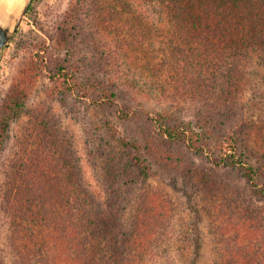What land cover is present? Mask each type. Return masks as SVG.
<instances>
[{"label":"trees","instance_id":"obj_1","mask_svg":"<svg viewBox=\"0 0 264 264\" xmlns=\"http://www.w3.org/2000/svg\"><path fill=\"white\" fill-rule=\"evenodd\" d=\"M146 1L168 26L165 42L158 44L154 26L140 16L131 0H94L89 7L94 10L91 24L96 30L87 27L90 10L80 1L72 4L63 31L72 50L54 59L50 79L65 95L114 109L110 112L121 121L140 118L130 106L117 102L113 84L105 78L109 71L105 47L114 44L121 58H165L160 63L149 61L154 73L160 76L166 70L172 76L174 99L195 102L205 112L199 114L197 124L165 112L155 117L146 114L143 120L149 126L137 140L119 136L108 122V135L127 159L121 165L115 152L102 153L108 171L101 199L85 178L72 140L47 118L33 123L23 144L25 153L5 182L4 210L14 264H163L167 253L159 249L178 213L170 196L141 193L153 175L146 155L176 173L187 187L201 188L205 205L216 208L217 218L212 216L209 222L218 245L215 264H264V225L253 209V199H242L230 178L215 177V171L235 168L250 186L251 196L264 201V157H258L260 166L252 164L257 154L249 150L239 155L238 133H216L219 123L233 117L254 59L264 64V0ZM31 8L32 4L27 13ZM74 42L99 59L102 78L87 77L86 62L76 59ZM27 95L17 86L9 98L11 104L0 116V145L8 139L9 117L19 114V100ZM182 148L204 157L211 169L177 158ZM131 201L139 203L135 223L125 233L121 218ZM243 242L249 246L242 248ZM197 255L195 251L191 264Z\"/></svg>","mask_w":264,"mask_h":264},{"label":"rangeland","instance_id":"obj_2","mask_svg":"<svg viewBox=\"0 0 264 264\" xmlns=\"http://www.w3.org/2000/svg\"><path fill=\"white\" fill-rule=\"evenodd\" d=\"M76 1L82 2L86 11L90 10L87 27L96 30V26L91 24L94 10L89 7L94 0H32L31 11L25 15L17 31L0 52V116L5 115L7 104H11L8 100L16 92L17 86L28 94L19 100V114L9 117L6 129L8 139L4 145H0V264L15 262L8 242L9 220L4 210L5 182L15 162L25 153L23 144L31 135L29 133L33 123L42 122L47 118L60 129L61 135L72 140L85 178L94 194L101 199L106 194L108 171L107 157L102 153H105L106 149L112 154L115 152V158L120 160L121 165L125 164L127 159L118 142L111 140L108 135V122L117 129L119 136L137 140L141 138V132L149 126L143 120L146 114L155 117L157 113L165 112L197 124L199 114L205 112L204 108L195 102L174 99L172 76L166 70H163L160 76L154 73L153 65L149 61L160 63L165 58H121L119 49L114 44L105 47L108 56L106 66L109 70L105 78L113 84L117 102L130 106L140 118L124 122L110 112L115 111L114 109H102L89 99L61 93L55 82L50 79L48 70L53 67L54 59L65 57L71 49L70 41L63 31L67 13ZM131 2L140 16L154 26L158 44L165 42L169 29L157 9L146 0ZM73 46L77 50L76 59L81 58L86 62L87 77L92 80L102 78L98 73L99 59L93 57L91 50L79 42H74ZM235 110L232 118L219 123L216 133H238L239 155L249 150L253 156L256 153L252 164L256 162L257 166H260L258 162L261 159L258 157H264V143L261 145L262 136L260 137L261 131H264V64L260 58L254 59L247 84L239 96ZM177 153V158L193 160L201 168L211 166L204 157L188 153L183 148L178 149ZM144 158L152 165L153 175L148 178L141 193L148 192L151 196L158 197L170 196L178 213L169 228L166 243L159 249L162 253H167L161 263L191 264L192 255L198 251L195 264H215L214 251L218 245L216 235L213 236L210 231L209 222L212 216L217 218L214 213L216 208L213 205H205L201 188L187 187L176 173L156 164L152 156L146 155ZM262 161L264 162V159ZM215 173L217 178H230V185L234 190L241 191L242 199H253V209L260 213L259 221L264 225V201L251 196L250 186L242 173L232 167ZM130 174L133 176L134 171ZM138 203L131 201L125 204L121 218L122 230L125 233H128L135 223ZM248 246L246 242L241 244L242 248Z\"/></svg>","mask_w":264,"mask_h":264},{"label":"bare ground","instance_id":"obj_3","mask_svg":"<svg viewBox=\"0 0 264 264\" xmlns=\"http://www.w3.org/2000/svg\"><path fill=\"white\" fill-rule=\"evenodd\" d=\"M26 0H0V23L14 26Z\"/></svg>","mask_w":264,"mask_h":264},{"label":"water","instance_id":"obj_4","mask_svg":"<svg viewBox=\"0 0 264 264\" xmlns=\"http://www.w3.org/2000/svg\"><path fill=\"white\" fill-rule=\"evenodd\" d=\"M32 0H26L25 5L20 13V16L17 18L14 26L3 25L0 23V52L7 45L13 34L19 28L22 19L27 14L28 8L31 5Z\"/></svg>","mask_w":264,"mask_h":264}]
</instances>
